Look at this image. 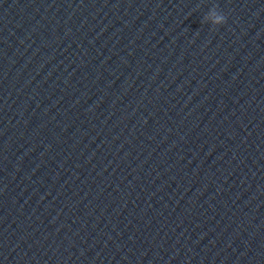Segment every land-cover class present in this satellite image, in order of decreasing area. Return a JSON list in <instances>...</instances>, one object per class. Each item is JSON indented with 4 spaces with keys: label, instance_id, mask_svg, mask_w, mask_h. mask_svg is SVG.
I'll use <instances>...</instances> for the list:
<instances>
[{
    "label": "water",
    "instance_id": "water-1",
    "mask_svg": "<svg viewBox=\"0 0 264 264\" xmlns=\"http://www.w3.org/2000/svg\"><path fill=\"white\" fill-rule=\"evenodd\" d=\"M0 264H264V0H0Z\"/></svg>",
    "mask_w": 264,
    "mask_h": 264
},
{
    "label": "clouds",
    "instance_id": "clouds-1",
    "mask_svg": "<svg viewBox=\"0 0 264 264\" xmlns=\"http://www.w3.org/2000/svg\"><path fill=\"white\" fill-rule=\"evenodd\" d=\"M226 22V17L224 15L217 17L216 23L222 25Z\"/></svg>",
    "mask_w": 264,
    "mask_h": 264
}]
</instances>
